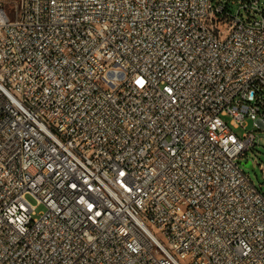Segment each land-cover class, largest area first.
Here are the masks:
<instances>
[{
    "label": "built area",
    "instance_id": "built-area-1",
    "mask_svg": "<svg viewBox=\"0 0 264 264\" xmlns=\"http://www.w3.org/2000/svg\"><path fill=\"white\" fill-rule=\"evenodd\" d=\"M247 119L264 0H0V264H264Z\"/></svg>",
    "mask_w": 264,
    "mask_h": 264
},
{
    "label": "rangeland",
    "instance_id": "rangeland-1",
    "mask_svg": "<svg viewBox=\"0 0 264 264\" xmlns=\"http://www.w3.org/2000/svg\"><path fill=\"white\" fill-rule=\"evenodd\" d=\"M226 1V0H225ZM230 10L233 14H236L238 9V3L231 5ZM245 18V15H243ZM224 121L229 123L230 117L225 116L223 117ZM246 129L241 127L233 128L234 133L237 136H241L244 132L254 131V135L256 138V144L254 147H250V149L244 154L241 158H239V165L241 170L248 175L250 180L254 183L256 187L264 194V130L257 129L253 126V121L247 119L245 121ZM250 166V167H247ZM29 202L31 205L36 206V213L43 211V206L38 205L36 200L28 197Z\"/></svg>",
    "mask_w": 264,
    "mask_h": 264
},
{
    "label": "bare ground",
    "instance_id": "bare-ground-1",
    "mask_svg": "<svg viewBox=\"0 0 264 264\" xmlns=\"http://www.w3.org/2000/svg\"><path fill=\"white\" fill-rule=\"evenodd\" d=\"M179 264H188L186 259H179Z\"/></svg>",
    "mask_w": 264,
    "mask_h": 264
},
{
    "label": "water",
    "instance_id": "water-1",
    "mask_svg": "<svg viewBox=\"0 0 264 264\" xmlns=\"http://www.w3.org/2000/svg\"><path fill=\"white\" fill-rule=\"evenodd\" d=\"M247 167H250V166H247Z\"/></svg>",
    "mask_w": 264,
    "mask_h": 264
}]
</instances>
